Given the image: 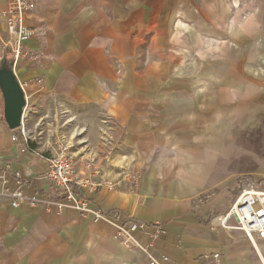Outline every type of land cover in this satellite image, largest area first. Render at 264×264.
<instances>
[{"label": "crops", "instance_id": "crops-1", "mask_svg": "<svg viewBox=\"0 0 264 264\" xmlns=\"http://www.w3.org/2000/svg\"><path fill=\"white\" fill-rule=\"evenodd\" d=\"M33 1L28 56L15 61L0 50L23 89L21 128L30 137L9 128L0 88L7 190L52 199L44 174L59 146L40 136L59 132L53 105L91 113L120 150L76 155L77 173L84 178L92 160L117 184L87 196L108 214L145 222L136 237L153 244L151 257L264 264V245L222 226L242 188L264 192V0ZM115 224L72 208H13L0 197V264H148L114 240Z\"/></svg>", "mask_w": 264, "mask_h": 264}, {"label": "built area", "instance_id": "built-area-1", "mask_svg": "<svg viewBox=\"0 0 264 264\" xmlns=\"http://www.w3.org/2000/svg\"><path fill=\"white\" fill-rule=\"evenodd\" d=\"M35 8L36 4L33 0H9L6 10L0 11V22L7 26V36L0 35V50L10 54L15 61L28 56L24 45L32 38L33 31L24 21L26 13ZM4 60V57L0 56V67ZM19 129L21 138L28 142L30 137L26 130ZM19 140L18 135L12 136L13 142ZM46 161L44 178L52 187V199L43 200L36 195H26L21 189L9 192L2 176H0V197L10 199L13 208H19L21 205L42 206L46 210L55 209L59 212L72 208L83 216L92 215L97 221L111 219L116 223L113 238L123 247L139 249L148 258V264H176L166 257L161 259L151 257L149 250L153 244L140 243L136 234L148 228L145 222L134 217L124 218L119 212L108 214L102 208L94 206L87 194H96L104 188L115 191L117 184L104 179L93 162L86 165L87 174L81 178L76 171L71 149L66 145H60L56 155L48 157ZM16 177L21 178L20 174H16ZM222 226L242 232L254 246L257 241H264V192L254 188L243 189L237 201L222 217ZM156 230V238L163 235V229L156 226ZM205 264H223V258L220 254H213Z\"/></svg>", "mask_w": 264, "mask_h": 264}, {"label": "rangeland", "instance_id": "rangeland-1", "mask_svg": "<svg viewBox=\"0 0 264 264\" xmlns=\"http://www.w3.org/2000/svg\"><path fill=\"white\" fill-rule=\"evenodd\" d=\"M55 106L56 105H53L55 115L58 113V119L55 125L59 126V132L57 134H53L50 129L47 131V136L42 135L40 138H42L46 143L48 142L51 145L53 144L55 147H60V145L69 146L71 154L74 157L75 167L77 165L76 155H80L85 151L93 149L99 156L106 157L109 154H112V152L114 153L116 150H120V146L117 143L119 137L107 134L105 127L108 125L105 124L103 119H99L97 115H93L91 113L76 114L64 107H59L56 111ZM42 126L46 127L47 123L42 124ZM48 126L50 128L52 127L51 120L48 122ZM56 153L51 154L50 156H54ZM90 162H93L94 166L99 169L94 161L87 160V162H85L86 171V165ZM100 172L102 174V171ZM243 189L245 188H242V190ZM257 244L259 246L264 245V241H258Z\"/></svg>", "mask_w": 264, "mask_h": 264}, {"label": "water", "instance_id": "water-1", "mask_svg": "<svg viewBox=\"0 0 264 264\" xmlns=\"http://www.w3.org/2000/svg\"><path fill=\"white\" fill-rule=\"evenodd\" d=\"M12 64L3 61L0 67V88L5 100V119L11 130L23 126L26 109V99L12 70Z\"/></svg>", "mask_w": 264, "mask_h": 264}]
</instances>
